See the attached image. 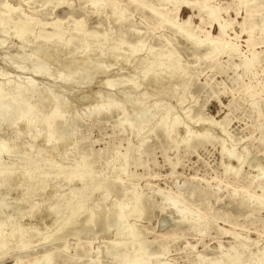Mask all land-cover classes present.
I'll use <instances>...</instances> for the list:
<instances>
[{"label":"rangeland","instance_id":"374dc122","mask_svg":"<svg viewBox=\"0 0 264 264\" xmlns=\"http://www.w3.org/2000/svg\"><path fill=\"white\" fill-rule=\"evenodd\" d=\"M104 1L114 4L119 23L113 21L114 14L109 15L110 9L107 10L108 15L95 16L92 9L84 7L83 0H67L57 6L46 3L41 7L34 6L32 0H8L37 22L60 20L62 30L68 28L71 20L82 19L90 33L100 35L98 44L104 51L107 50L106 53L111 52L115 45L121 50H131L128 43L120 40L119 31L128 38L143 41V48H134L133 58L121 71L113 65L109 72L97 75L88 87H64L54 78L60 74L57 63L50 65V75L54 73L52 77H38L30 73V69L34 70L42 60L41 55H34L35 44H27L33 41L34 35H28L25 39L27 43L22 46L16 36L0 34V38L7 39L3 46L0 45V70L23 81L33 80L38 89L49 91L53 98L64 96L70 110L68 121L74 117L80 120L78 131L72 133L64 148L56 142L53 144L54 157L63 168L51 183L54 187L41 197L35 196L34 202H31L38 203V210L26 214L29 218L24 217L19 222L28 234L35 233L37 237L32 246H26L28 243L25 240V244H10L9 248H13L8 254L0 250V264H31L44 253L54 254L51 264H117L118 260H113V256L107 255L106 251L111 248L114 255L121 249V244L130 247V244L138 243L142 244L148 262L152 264H198L200 261L199 264H211L223 257L237 259L235 264H264V26L259 23L261 19L264 21V0H186L190 6L182 3L174 5L163 0H141L139 3H132L131 0ZM210 7L217 9V17L220 18L206 14ZM176 8H179L177 14ZM185 20L189 22L184 24ZM218 22L226 25L224 35H219ZM37 30L50 32L52 29L48 25L42 29L37 26ZM189 37L196 41H215L216 51L203 57L202 54L210 48H194V40H189ZM95 39L98 40L97 37ZM228 47L234 52L227 53ZM162 51L174 52L184 66V72L177 74L172 82L163 83L162 88L154 85L143 87L131 91L129 96L121 93L124 87L106 86L110 80L117 81L116 77L137 66L141 58L153 60ZM248 60L253 65L246 70L243 65ZM107 61L106 58L102 60L103 63H112L110 59ZM117 68L120 73H117ZM169 88H175V94L170 96L166 91ZM156 89H159V95L151 97ZM144 92L147 94L140 99ZM96 94H101L98 95L100 98ZM106 96L112 98L111 102L115 100L119 103V109L109 116L101 115L93 120L89 116L92 109L104 105L100 102ZM135 97L150 109L147 115L154 110L158 114L132 135L128 123L134 122L137 113ZM180 100L184 101L181 105ZM187 111L195 120L199 114L204 120L194 124V120L187 118ZM122 114H127L130 120L123 130L117 124ZM165 114L170 117L176 115L184 127L195 132L201 131L208 120L223 122L226 134L211 127L207 140L198 143L192 139L189 145L180 142L183 138L181 132L175 135L176 140L172 136L164 138L159 132L146 138L147 129ZM12 134L11 129L0 126L1 136ZM20 136L16 142H24V145L18 152L26 151L31 142L25 134ZM174 140L179 141L176 147H173ZM223 144L236 156L240 155L239 161L231 159L228 163L224 160ZM35 152L36 149L31 150L32 154ZM123 159L127 163L126 171L119 169V161ZM3 160L17 164L27 158L19 153L6 155ZM87 166H91L89 176L92 184L100 178L104 182L100 187L87 189L83 193L84 198L77 203L81 184L68 182L67 176L82 179L87 174ZM32 170L46 171L42 165ZM137 193L144 199V212L140 217L129 212L132 198ZM17 195L16 192L9 193L6 202L13 204ZM54 195L60 202L50 208ZM75 200L74 210H69L66 205ZM85 200L88 202L85 203ZM128 201L130 204L127 205ZM124 203V226L116 237L114 229L106 227L105 215ZM80 207L85 211L97 207L100 217L95 225L78 237L69 236L64 241L45 245L44 239ZM8 211L4 209L3 212L7 214ZM182 214L187 218L184 223H181ZM131 230L135 232V238L129 236Z\"/></svg>","mask_w":264,"mask_h":264},{"label":"bare ground","instance_id":"6f19581e","mask_svg":"<svg viewBox=\"0 0 264 264\" xmlns=\"http://www.w3.org/2000/svg\"><path fill=\"white\" fill-rule=\"evenodd\" d=\"M66 1L67 0H32V4L34 6L37 5L41 7L46 3H51V4L53 3L54 6H57L63 4ZM83 1L85 4L84 7L92 9L95 16L100 17L103 13H106L108 15L107 10L110 9L109 15L114 14L113 21L115 23L120 22L119 16L115 14L113 3H106L104 0H83ZM131 1L132 3H139L141 0H131ZM159 1L161 0H157V2ZM163 1L165 2L167 1L168 3L174 5L182 3V5L184 6L186 5L190 6V3L186 0H163ZM208 9L209 10L206 13L208 16H216V17L218 16V11L216 8L210 7ZM178 10L179 8L175 9L176 14ZM189 20H185L183 23L187 24ZM259 23H263L264 26V21L262 19L259 21ZM48 25L52 29L50 32L37 30V26L42 29L43 27ZM60 25L61 22L58 19H56L52 23L37 22L32 17L28 16L24 11L20 10L18 7L11 5L8 2V0H0V34L5 33V35L10 34L12 36H16L22 42V46L23 43L25 42V39H27L28 35H34V39L32 42L30 41L28 43L27 42L25 43L27 44L31 43V45L35 44L34 55L35 54L41 55L42 60H40V62L36 65L34 70L30 69L32 70V72L30 73L38 77H48V76L52 77L54 73L50 75L51 74L49 72L50 65L57 63L58 69L60 70V74L59 75L57 74L58 76L56 77L53 76V77L56 78L57 81H60V83H62L64 87L81 86V85H87L88 87L89 83L97 75H102L105 74L106 72H109V70L113 67V65H115V67L117 66L120 69V71L123 70V68H125L124 66L126 64L128 65L130 59L133 58V54L135 50L134 48L136 47L138 49L143 46V41H137L128 38V36L126 37V35H124V32L119 31L118 35L121 39L120 38L118 39L122 40V42L128 43L129 48H131V50H126L127 48L121 50L120 49L121 47L116 48L118 47V45L114 44L116 47L114 46V49L111 52L108 51V53H106L107 50H105L106 51L105 52L104 49H102V47L98 44L100 41L99 39L100 35L95 36L94 34L90 33L85 28L82 19L71 20L69 26L67 25L68 28L66 30L60 29ZM217 25H218L219 35H224L226 25L223 24L222 22H218ZM96 37L98 38V40L95 39ZM188 39L191 41L194 40V44H192L194 48H197V46L199 48L204 46L210 48V51L202 54L203 57H208L216 51L217 43L213 40L205 39L201 41H196L191 37H189ZM6 40H7L6 38H0V45L3 46ZM130 40L135 42H130ZM230 52H234V50L228 47L227 53L230 54ZM11 57H14V55H12ZM228 57L231 58L230 55H228ZM105 58L108 59V61L110 59L112 63L109 64L103 63L102 60H105ZM248 61L249 62H246L243 65V67L246 70L250 69L253 65L252 61L250 60ZM131 62L133 63L134 61ZM30 63H32V58L30 59ZM11 64L13 65L12 62ZM28 67L31 68V66ZM183 67L184 66L180 64L179 61L177 60V57L175 56L174 52L162 51L156 54L153 60H150L149 57H144L143 59L141 58L137 66L128 69V72L125 73L123 76L119 75L120 76L119 78L116 77V79H118L117 81L110 80L109 82L106 83V86L110 88H115L117 86L119 88L124 87V91L121 92L124 96H129V93L131 91H135L137 89L147 86L153 87L154 85L155 87L162 88L163 83L169 81L172 82L177 74L183 73L184 72ZM118 68H117V73H120ZM15 69H18L19 71V68L16 67ZM19 72H21V69ZM249 89L250 88H248V90ZM156 90L157 91H155L154 94L152 93V96L151 95L149 96L154 97L155 95H159L158 92L159 89ZM166 91L170 93V96L171 94L172 95L175 94L174 93L175 88H169V90ZM146 94H147L146 92L142 93L139 96L140 99L145 97ZM98 95L101 96V94ZM63 97L62 98L57 97L56 95V97L53 98L49 91L38 89V87L34 84L33 80L28 79L27 81H23L21 79H18L17 77L16 78L12 76L10 77L9 75L5 74L3 70L2 71L0 70V126L3 125L5 126V128H9V130L11 129L13 133L12 136L0 135V250L5 251L3 252L4 254H8L9 250L13 248V247L9 248L10 244L11 245L12 244L18 245L21 243L25 244L24 241L27 240L28 244L26 246L28 247L32 246V242L35 239V237H37V234L35 233L28 234L27 230L21 227L20 224L22 222L21 223L19 222L22 221L21 219H23L24 217L29 218V216H27L26 214H30L31 212L38 210V206H37L38 203H33L34 202L33 198L35 196L41 197L45 194V192L51 191L52 188L54 187L53 184L51 183L53 182L54 179H57L58 174L61 173V170L63 169L59 160L54 157L55 155V153L53 152L54 142L60 144L61 148H64L71 140L72 133L76 130L78 131L80 120L74 117V119L68 121L67 118L70 113V110H69V106L66 104L67 102H65ZM106 97L107 98L104 99L103 101L102 100L101 102L99 101L101 104L105 103L104 105L92 109L89 116H91L93 120L101 115L109 116V114H111L113 111H117L119 109L120 106L119 103L114 102L115 100L111 102L112 98L110 96L109 97L106 96ZM85 98H83V100ZM97 98L100 97L98 96ZM183 102H184L183 100H180L179 104L181 105L183 104ZM142 103L140 101L139 102L137 101L138 104L137 113H135L134 115L135 120L133 123L129 122L130 120L128 121L129 119L127 115L128 113L121 115L120 119L117 121V124L118 126L121 127L122 130L129 122L128 125L130 128V132L132 135H135L140 131L141 127H143L144 124H147L149 119L152 120L158 114V111L154 110L153 113L151 114L149 113V115H147V112L150 111V109ZM121 106L124 105H122L121 103ZM131 107H133V105ZM123 110L125 111L126 109ZM175 114L177 115V113ZM186 114L188 116L187 118L190 121L193 120L195 121L194 124H197L204 120L201 117V114L197 116L196 120L195 118L192 117L189 111H187ZM176 115L174 116L176 117ZM175 117H170L169 114H165L164 116H162L158 122H156L153 126L147 129L146 138H149L151 135H154L157 132H159L164 138H169L172 136L176 140L177 138L175 137V135L178 132H181L183 133V138L180 142L183 143L184 145H189L191 144L192 139H195L198 143L207 140L210 134L208 131H211V127L214 129L218 128L221 133H225L223 122L214 123L213 120H208V124L203 125L201 131L195 132V131H191L190 130L191 128L184 127L183 124L181 123L182 121H180L179 119H177V117L176 118ZM103 118L101 117V119ZM203 128L205 130H203ZM21 134L23 136L25 134L26 137H28V139L30 140L31 144L26 151L18 152L19 149H21L22 146L24 145V142L23 144H17L16 142V140L19 139L18 136H20ZM38 140H41V142H38ZM175 140L173 147H176L179 144V141H175ZM33 149H36V152L32 154L31 150ZM227 149H228L227 146L226 145L224 146L223 144L221 151L224 156V160H226L228 163L231 159H236L237 161H239L238 159V157L240 156L239 153H238L239 156H236L237 154L235 155L233 150L229 151ZM19 153L21 155L26 156L27 160L17 164L11 163L10 160L9 161L3 160V157H5L6 155H14ZM119 162H120L119 164L120 171H126V165H127L126 160L123 159ZM39 165L40 166L42 165V167L46 169V171L33 172L32 168L39 169ZM91 166H87L86 168L87 174L82 179L80 178L75 179V177L72 175L67 176L68 182L76 181V182H80L81 184L80 196L76 198L77 203H79V201L84 198L83 193L87 189L91 188L92 186L100 187V185H102L104 182V179L100 178L99 180L94 182V184H92V180L89 176L90 174L89 172L91 171ZM256 178H258V176ZM11 192L18 193L15 202L13 204H9L8 202H6V197ZM53 198H54L53 202L51 201V205H49L50 208L58 206L60 202L58 199H56V195H54ZM132 199H133L132 208L131 210H129V212L136 213L137 217H140L141 215H143L144 212L143 209L144 199L140 195H138V193L135 194ZM31 200L33 202H31ZM76 200L73 203L72 202L68 203L66 207L69 210L73 211L74 210L73 204L76 202ZM87 202L88 200H85V203ZM111 204L112 203H110V205ZM128 204H130L129 201L127 205ZM125 205L126 203L121 205L120 208L117 207L118 209L112 208V210L109 211L108 214L106 213L107 215H105L106 227L109 229L111 228L114 229L115 231L114 236L116 237L121 234L120 230L124 226L123 220L125 218V215L122 211L123 209H125ZM171 205L173 207L176 206V204H171ZM4 209H9L7 214H5L6 212L5 213L3 212ZM96 209L97 207L95 208L93 207L92 209L85 211L83 210V208L80 207L78 210H76L71 214V216L68 218V220L65 223H63V225L60 224L61 226L58 229L56 228L55 231H53L49 236H47L44 239L43 243L45 245H51L57 241H64L69 236L78 237L80 233L88 231L93 225H95L97 219L100 217V214ZM106 209L108 208L106 207ZM186 221H187L186 215L182 214L181 223H184ZM197 222H199V217ZM22 225L24 226V222ZM129 236L135 238V232L131 230ZM120 247L121 249L117 250L118 253H115L114 255H112V252H114V250L113 249L110 250L111 249L110 247H109L110 249L106 251L107 255L113 256V260L116 261L118 260L117 264H152L148 262V257L141 243L130 244V247H126V245L121 244ZM166 251L167 249L165 250V252ZM53 255L54 254L51 253H44L41 257L36 258L31 264H51L52 260L54 259ZM249 257L250 256H248V259ZM198 259L200 260V257ZM198 259L197 261H199ZM260 260H262V258ZM236 261L235 259L228 260L227 258L223 257L222 259L217 260L216 262H213L211 264H235ZM244 261L242 262L244 263ZM95 263L93 262L91 264H95ZM84 264H90V263H84ZM162 264H169V263H162ZM257 264H263V262L261 263L258 262Z\"/></svg>","mask_w":264,"mask_h":264}]
</instances>
